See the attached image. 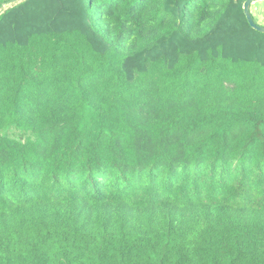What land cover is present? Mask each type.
I'll return each instance as SVG.
<instances>
[{"label": "trees", "instance_id": "16d2710c", "mask_svg": "<svg viewBox=\"0 0 264 264\" xmlns=\"http://www.w3.org/2000/svg\"><path fill=\"white\" fill-rule=\"evenodd\" d=\"M13 1L0 264H264V34L244 0H120L103 49L84 0Z\"/></svg>", "mask_w": 264, "mask_h": 264}, {"label": "snow or ice", "instance_id": "6c2138e0", "mask_svg": "<svg viewBox=\"0 0 264 264\" xmlns=\"http://www.w3.org/2000/svg\"><path fill=\"white\" fill-rule=\"evenodd\" d=\"M142 2V0H141ZM254 0H244V4L246 8L250 6ZM85 7L88 10V16L89 19L87 23L95 30H98L102 36L100 39V48L103 49L106 47L104 41H108L111 43L113 40V33L111 28V22L108 19L109 17L113 16V9L115 8L117 11L120 8V0H84ZM139 11V8L133 9V13ZM245 19H250V12H245L244 14ZM264 27V25H262ZM127 32V26H125L124 31L117 33V36L120 37V43L123 44L126 36L125 33ZM143 95V94H141ZM90 102L91 98H90ZM135 101H133V104ZM152 103H158V101H151V98H149L148 101L144 102L141 105L142 109H148L151 110ZM132 114L136 116L138 119H140V122L143 123L148 116V113L145 111L136 112L134 109L132 110ZM5 158V154L0 153V160H3Z\"/></svg>", "mask_w": 264, "mask_h": 264}, {"label": "water", "instance_id": "95a60500", "mask_svg": "<svg viewBox=\"0 0 264 264\" xmlns=\"http://www.w3.org/2000/svg\"><path fill=\"white\" fill-rule=\"evenodd\" d=\"M26 1H28V0H14L13 3L11 4V6H9L6 10H9L10 8L16 6L17 4H19V3H21V2H26ZM262 1H264V0H254V2H253L250 6H248L247 8H246V6H245V4H244V12H250V16H251V18H250V19H247L248 22H249V24H250V26H251L254 30H256V31H258V32L264 34V27L258 25V24L255 22V20H254V18H253V16H252V13H251V6L254 5V4H256V3L262 2ZM6 10H5V11H6Z\"/></svg>", "mask_w": 264, "mask_h": 264}, {"label": "crops", "instance_id": "0c3cea01", "mask_svg": "<svg viewBox=\"0 0 264 264\" xmlns=\"http://www.w3.org/2000/svg\"><path fill=\"white\" fill-rule=\"evenodd\" d=\"M255 5H257L256 7L258 8V10H257V8L255 9ZM252 9L253 10H255V14H259V16H262V14H264L263 12H264V1H262V2H259V3H256V4H254V5H252Z\"/></svg>", "mask_w": 264, "mask_h": 264}, {"label": "rangeland", "instance_id": "374dc122", "mask_svg": "<svg viewBox=\"0 0 264 264\" xmlns=\"http://www.w3.org/2000/svg\"><path fill=\"white\" fill-rule=\"evenodd\" d=\"M257 5H255V9L258 7H256ZM253 10V9H252ZM257 10H258V8H257ZM254 12H255V10H253ZM253 12V14H254V16H255V21H256V23L258 24V25H260V26H262V25H264V14H262V16H259V14L257 13V14H255ZM264 13V12H263Z\"/></svg>", "mask_w": 264, "mask_h": 264}]
</instances>
